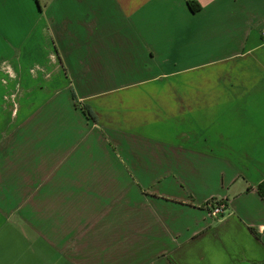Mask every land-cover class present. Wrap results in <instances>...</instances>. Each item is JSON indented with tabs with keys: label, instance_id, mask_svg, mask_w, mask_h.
Here are the masks:
<instances>
[{
	"label": "crops",
	"instance_id": "1",
	"mask_svg": "<svg viewBox=\"0 0 264 264\" xmlns=\"http://www.w3.org/2000/svg\"><path fill=\"white\" fill-rule=\"evenodd\" d=\"M36 1L0 35V264H264V0Z\"/></svg>",
	"mask_w": 264,
	"mask_h": 264
},
{
	"label": "rangeland",
	"instance_id": "2",
	"mask_svg": "<svg viewBox=\"0 0 264 264\" xmlns=\"http://www.w3.org/2000/svg\"><path fill=\"white\" fill-rule=\"evenodd\" d=\"M42 8L46 6L51 0H37ZM27 12V0H8V3L4 6L2 0H0V35L8 36L18 33L19 37L22 35V31H24V23H26V19L24 16V12ZM14 30V31H13ZM14 32V33H13ZM18 39V38H17ZM7 43L9 41L6 40ZM18 42V41H17ZM3 41L0 42V55L2 54H11L7 50H9L6 46L3 49ZM8 52V53H7ZM3 56V55H2Z\"/></svg>",
	"mask_w": 264,
	"mask_h": 264
},
{
	"label": "built area",
	"instance_id": "3",
	"mask_svg": "<svg viewBox=\"0 0 264 264\" xmlns=\"http://www.w3.org/2000/svg\"><path fill=\"white\" fill-rule=\"evenodd\" d=\"M261 36L264 40V29L261 31ZM208 209L211 217L222 219L227 212V205L223 201L213 200L209 203Z\"/></svg>",
	"mask_w": 264,
	"mask_h": 264
},
{
	"label": "trees",
	"instance_id": "4",
	"mask_svg": "<svg viewBox=\"0 0 264 264\" xmlns=\"http://www.w3.org/2000/svg\"><path fill=\"white\" fill-rule=\"evenodd\" d=\"M36 2L39 5V2L38 1H36ZM187 4H188V6H189V8L191 9L192 12H198L200 10V6L197 3L193 2V1H188ZM84 113L87 115V117L91 118V115H90L88 110L84 109ZM258 192H259L261 198L264 200V183H262L258 187Z\"/></svg>",
	"mask_w": 264,
	"mask_h": 264
}]
</instances>
